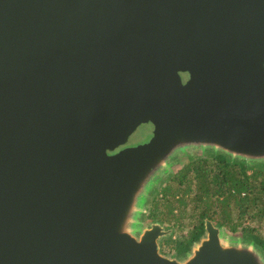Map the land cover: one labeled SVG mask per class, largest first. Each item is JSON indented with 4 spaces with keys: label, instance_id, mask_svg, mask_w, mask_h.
<instances>
[{
    "label": "water",
    "instance_id": "1",
    "mask_svg": "<svg viewBox=\"0 0 264 264\" xmlns=\"http://www.w3.org/2000/svg\"><path fill=\"white\" fill-rule=\"evenodd\" d=\"M209 151L264 163V0H0V264H264L209 220L183 258L143 225Z\"/></svg>",
    "mask_w": 264,
    "mask_h": 264
},
{
    "label": "trees",
    "instance_id": "2",
    "mask_svg": "<svg viewBox=\"0 0 264 264\" xmlns=\"http://www.w3.org/2000/svg\"><path fill=\"white\" fill-rule=\"evenodd\" d=\"M186 161L177 172L167 174V184L156 192L144 221H173L179 230L190 227L182 238L167 240L177 258H183L203 236L205 220L232 235L241 232L244 242L264 252V241L253 234L254 228L243 226L245 221L264 219V163L248 164L210 151Z\"/></svg>",
    "mask_w": 264,
    "mask_h": 264
},
{
    "label": "rangeland",
    "instance_id": "3",
    "mask_svg": "<svg viewBox=\"0 0 264 264\" xmlns=\"http://www.w3.org/2000/svg\"><path fill=\"white\" fill-rule=\"evenodd\" d=\"M147 133H149V132L147 130H145V129H143V130H138L137 129L128 138L127 143H126L125 146L126 147H133L132 145L135 144V143H137V142L140 143V144L145 143L146 141L149 140V134L147 135ZM196 154L197 155H195V156H200L201 153L197 152ZM204 155H206V154H204ZM186 162L187 161L184 160L183 162H179V163L178 162H175V163H173V165H172L173 169H172L171 175L174 174L175 172H177ZM167 179H168V175L164 176L162 178V180L158 183V185L154 188L153 192L150 193V195H149V197L147 199V202H146V207H147L145 209L146 213H148V209L151 207V202L153 200V197L156 196L159 193L160 189L167 184V182H166ZM156 192H157V194H156ZM159 211L164 212V209L163 208H159ZM160 216L162 217V216H165V215L161 214ZM165 218L167 220V217H165ZM182 221L183 222H187L188 220L187 219H182ZM149 223H151V222L144 221L143 225L146 227V226H148ZM243 224H244L243 226H250L251 228H254L253 229L254 230L253 234L257 235L262 241H264V219L260 223H256V222L249 223L248 221H245ZM161 225H163L164 228L166 227V228L172 230L170 237L164 238V239H162L159 242V245H160V253L162 255L170 258V257H173L175 254H174L173 249L171 248L172 245H170L169 243H167V240L169 238H172L173 240H177V239L182 238L183 236H185L186 234H188V232L190 230V227H186V228H184L182 230H179L178 227L172 226L173 225V221H170V222H167L166 221V222H163ZM229 234L226 235V236L230 240H234V237H240L241 236V232H238V234H235V235H231L230 234L233 237H230Z\"/></svg>",
    "mask_w": 264,
    "mask_h": 264
},
{
    "label": "flooded vegetation",
    "instance_id": "4",
    "mask_svg": "<svg viewBox=\"0 0 264 264\" xmlns=\"http://www.w3.org/2000/svg\"><path fill=\"white\" fill-rule=\"evenodd\" d=\"M180 77H181V80H182V82L183 83H185V81L187 80V75L186 74H182V75H180ZM138 130H143V129H145V130H147L149 133H147V135L149 134V139L151 138V136H152V126L150 125V124H144V125H141V126H139L138 128H137ZM136 129V130H137ZM135 130V131H136ZM134 131V132H135ZM146 142H148V141H146ZM145 142V143H146ZM140 143H135V144H133L132 146H136V145H139ZM143 144V143H142ZM122 148H126V146L124 145L123 147H121V148H119L118 150H120V149H122ZM165 229L167 230L168 228H166L165 227ZM174 254H175V252H174Z\"/></svg>",
    "mask_w": 264,
    "mask_h": 264
}]
</instances>
